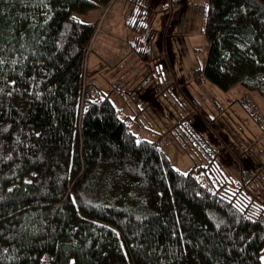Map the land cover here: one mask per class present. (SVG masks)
<instances>
[{
	"label": "trees",
	"instance_id": "obj_1",
	"mask_svg": "<svg viewBox=\"0 0 264 264\" xmlns=\"http://www.w3.org/2000/svg\"><path fill=\"white\" fill-rule=\"evenodd\" d=\"M113 1L0 0V264H262L264 196L195 127L205 162L176 169L88 80L98 27L77 14ZM127 1L126 55L150 65L172 0ZM207 1L198 83L264 97V0Z\"/></svg>",
	"mask_w": 264,
	"mask_h": 264
},
{
	"label": "rangeland",
	"instance_id": "obj_2",
	"mask_svg": "<svg viewBox=\"0 0 264 264\" xmlns=\"http://www.w3.org/2000/svg\"><path fill=\"white\" fill-rule=\"evenodd\" d=\"M160 3L168 4L167 0H160ZM207 3V0H172L171 11H161L153 19L151 25L159 32L149 45L151 52L147 57L164 62L169 77L175 82L172 87L164 89L161 98L143 111L142 123L136 125L135 131L149 138L153 136L146 133L164 134L156 138H159L160 146L169 156L172 166L188 173L195 164L205 162L198 140L188 133L195 127V134L204 135L207 143H211L217 152L223 170L239 178L242 185L253 189L255 194L264 196V97L257 91H249L241 83L225 91L209 79H204L201 84L196 79L198 71L205 69L211 46L205 34L204 9ZM102 9L105 8L77 15L83 22L95 23L97 10ZM96 23L99 28V22ZM130 57L139 60L134 54ZM148 68L158 85H162L163 70L154 66L152 71L150 66ZM90 78L91 71L88 80ZM106 78L99 74L98 79L114 88L113 82L109 83ZM177 84L185 86L190 100L185 101L177 90ZM113 90L123 100L122 103L116 101L117 104L138 107V113L145 104L143 99L141 104L132 100L128 103L123 93L116 88Z\"/></svg>",
	"mask_w": 264,
	"mask_h": 264
},
{
	"label": "crops",
	"instance_id": "obj_3",
	"mask_svg": "<svg viewBox=\"0 0 264 264\" xmlns=\"http://www.w3.org/2000/svg\"><path fill=\"white\" fill-rule=\"evenodd\" d=\"M128 1L127 0H114L109 7L105 6L102 10H97L96 14V22H99L100 30L96 33L93 42L90 46V52L87 57V66L86 70L90 74L92 72V78L89 81L95 83L99 86L100 90L107 95H110L112 102L117 106L120 114L124 117L139 115V121L142 123L143 111L147 110L151 105H153L154 101L158 100L162 97V92H164L165 88L172 87L175 80H173L168 75V69L166 68L164 62L161 61L156 62L151 60L150 71H152V66L155 69H162L164 72V83L162 85H158L157 80H155V76L151 73L153 77L154 83L153 86L150 87L145 95H143L144 105L139 110V113L135 111V107L132 108L130 106H122V98L119 93L113 90L112 86H107V82L98 79L99 74L103 75V77H107L109 83H114L115 78L117 77L118 71L114 68V64L118 61V58L127 52L128 39L130 36V29L126 24V13L128 10ZM99 9V8H98ZM97 75L95 78L93 75ZM94 78V79H93ZM175 79V77H174ZM98 80V81H97ZM185 87V86H184ZM182 85L177 84V90L181 93V96L184 97L185 101L190 100L191 96L187 90H185ZM161 95V96H159ZM179 123V122H178ZM147 125L150 126V124ZM150 132V131H147ZM147 135H152V139H157V136L151 133H146ZM159 139V138H158Z\"/></svg>",
	"mask_w": 264,
	"mask_h": 264
},
{
	"label": "built area",
	"instance_id": "obj_4",
	"mask_svg": "<svg viewBox=\"0 0 264 264\" xmlns=\"http://www.w3.org/2000/svg\"><path fill=\"white\" fill-rule=\"evenodd\" d=\"M100 30H96V33ZM95 33V35H96ZM95 37V36H94ZM94 39V38H93ZM127 45V51H128ZM125 52L118 58V61L114 64L116 70L118 71V80L116 83H113V87L116 88L119 92L123 93V96L126 99V102L130 103L131 100L139 104L142 102L143 95L146 93V90L153 86L154 80L151 74L149 73V62L145 59L134 60L126 55ZM113 88V89H114ZM137 111L138 107H135ZM139 139H144L145 135L142 133H137ZM264 223V218L261 219ZM44 264H50V257L45 256ZM116 264H133L130 262L127 263H116Z\"/></svg>",
	"mask_w": 264,
	"mask_h": 264
},
{
	"label": "snow or ice",
	"instance_id": "obj_5",
	"mask_svg": "<svg viewBox=\"0 0 264 264\" xmlns=\"http://www.w3.org/2000/svg\"><path fill=\"white\" fill-rule=\"evenodd\" d=\"M4 64V60L0 59V65ZM9 191H11V189H9ZM4 251H7V249H4ZM260 260L262 261V264H264V256L260 257ZM72 264H75V262L73 261Z\"/></svg>",
	"mask_w": 264,
	"mask_h": 264
}]
</instances>
